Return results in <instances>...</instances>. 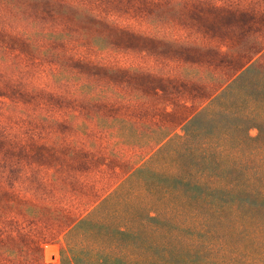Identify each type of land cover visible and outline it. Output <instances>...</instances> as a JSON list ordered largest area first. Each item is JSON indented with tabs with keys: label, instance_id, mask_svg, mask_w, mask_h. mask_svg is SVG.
<instances>
[{
	"label": "trees",
	"instance_id": "1",
	"mask_svg": "<svg viewBox=\"0 0 264 264\" xmlns=\"http://www.w3.org/2000/svg\"><path fill=\"white\" fill-rule=\"evenodd\" d=\"M182 3L176 1L178 7ZM256 15L264 22V9ZM234 44L231 40L220 55H229ZM260 45L240 67L220 76L215 88L194 84L211 93L201 102L169 103L171 110L160 113L169 119L154 134L159 143L153 148L149 142L142 165L122 152L131 136L115 131V119L99 113L62 122L73 125L72 146L32 147L22 143L24 138L10 146L14 140L3 134L0 264H45L44 243L62 236L60 264H252L251 259L264 258L263 244L255 254L231 246L226 235L240 231L237 226L264 224L252 217L264 213V57L258 56L264 42ZM195 50L183 48L191 57ZM191 81L166 84L179 89ZM164 85L156 95L164 93ZM85 97L81 93L74 103L121 104L105 96L85 102ZM252 126L259 132L255 139L248 135ZM145 174H151L153 187L145 186L143 194L108 184Z\"/></svg>",
	"mask_w": 264,
	"mask_h": 264
},
{
	"label": "rangeland",
	"instance_id": "2",
	"mask_svg": "<svg viewBox=\"0 0 264 264\" xmlns=\"http://www.w3.org/2000/svg\"><path fill=\"white\" fill-rule=\"evenodd\" d=\"M176 1L167 5L166 0H0V95L7 96L0 98L7 103L0 104V138L9 136L14 140L10 146L23 138L22 143L32 147L72 146L77 140L73 125L62 122L99 113L115 119V131L131 136L123 154L144 164L150 153L146 146L159 143L154 134L169 119L160 118L161 112L171 110L169 103L201 102L211 93L194 84L212 83L215 88L220 76L240 67L244 57L252 56L264 42V22L256 15L264 9V0H181L179 7ZM219 3L231 13L217 8ZM7 34L11 37L5 40ZM231 40L235 46L221 56L220 50L225 52ZM193 47L197 58L183 52ZM258 56L264 57V49ZM188 80L191 83L179 89L166 84ZM163 84L164 93L156 95ZM81 93H87L85 102L105 96L121 104L80 106L74 98ZM258 134L254 126L248 130L252 139ZM150 176L111 179L108 184L143 194L147 186L153 187ZM252 217L264 222V213ZM242 226L227 232V241L260 253L256 247L264 245V224ZM63 243V236L44 243L45 264L61 263ZM251 260L264 264V258Z\"/></svg>",
	"mask_w": 264,
	"mask_h": 264
},
{
	"label": "built area",
	"instance_id": "3",
	"mask_svg": "<svg viewBox=\"0 0 264 264\" xmlns=\"http://www.w3.org/2000/svg\"><path fill=\"white\" fill-rule=\"evenodd\" d=\"M50 257H51V259H56V255H55V253H51V255H50Z\"/></svg>",
	"mask_w": 264,
	"mask_h": 264
}]
</instances>
